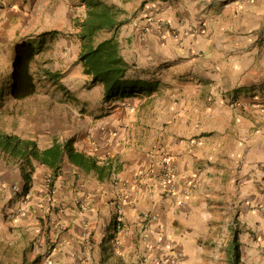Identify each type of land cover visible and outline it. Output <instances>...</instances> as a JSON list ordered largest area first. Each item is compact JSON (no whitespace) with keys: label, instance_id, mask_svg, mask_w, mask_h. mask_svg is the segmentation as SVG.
Listing matches in <instances>:
<instances>
[{"label":"crops","instance_id":"crops-1","mask_svg":"<svg viewBox=\"0 0 264 264\" xmlns=\"http://www.w3.org/2000/svg\"><path fill=\"white\" fill-rule=\"evenodd\" d=\"M99 1L113 23L91 45L114 38L153 94L106 103L95 85L89 116L45 109L37 125L8 99L0 130L40 152L70 140L97 167L0 156V264H186L234 237L243 264H264V0ZM86 15L83 0H0V60L57 31L75 61Z\"/></svg>","mask_w":264,"mask_h":264},{"label":"trees","instance_id":"trees-1","mask_svg":"<svg viewBox=\"0 0 264 264\" xmlns=\"http://www.w3.org/2000/svg\"><path fill=\"white\" fill-rule=\"evenodd\" d=\"M83 3L87 15L83 20L75 22L76 28L79 29L78 38L83 42L75 62L80 66L82 75L89 85L91 87L99 85L103 88L102 100L106 103L152 96L153 91L148 84L127 77L128 66L120 55L119 46L114 38L91 45L90 41L98 32L111 28L113 23L111 9L99 0H83ZM56 35L57 31H47L24 38L14 45L10 85L5 88L0 82L1 116L6 98L20 102L35 95L37 88L31 73V65L43 50L45 40ZM86 42L89 43L85 44ZM71 144L72 142L68 140L60 146L53 145L49 150L40 152L32 142L0 130V156L13 159L33 158L41 164L51 165L61 161L66 155L75 166L87 171L96 170V160L92 156L75 152ZM225 254L227 264H243L240 261L235 237L226 247Z\"/></svg>","mask_w":264,"mask_h":264},{"label":"rangeland","instance_id":"rangeland-1","mask_svg":"<svg viewBox=\"0 0 264 264\" xmlns=\"http://www.w3.org/2000/svg\"><path fill=\"white\" fill-rule=\"evenodd\" d=\"M59 49L57 37L45 40L43 50L31 65V73L35 80L37 91L34 96L24 102L15 103L17 105L16 108H11L12 113H18L21 117L26 115L27 124H39L41 122V119L38 118L39 114L45 109H47L49 115L58 114L61 117L65 116L66 119L70 113L83 115L86 110L80 107L88 99V96H91L93 100L99 99V90L92 88L93 86L89 85L81 72L77 73L69 68L72 65H76V60L72 61V57L62 56ZM11 66L9 58L0 60V82L5 88L10 85ZM8 103L9 100L6 98L4 104L7 105ZM4 109L2 108L1 112L9 111L7 108ZM63 109L67 111H63ZM85 116L89 115L85 114ZM0 121L1 126L9 123L8 119L4 120V116H1V114ZM12 123L13 125L15 124L14 121ZM208 239L212 240L207 237L205 240L208 241ZM214 244L215 242L208 250L205 249L203 252L194 253L195 259L186 264H227L225 252L222 250L218 251Z\"/></svg>","mask_w":264,"mask_h":264},{"label":"built area","instance_id":"built-area-1","mask_svg":"<svg viewBox=\"0 0 264 264\" xmlns=\"http://www.w3.org/2000/svg\"><path fill=\"white\" fill-rule=\"evenodd\" d=\"M166 178L167 179H171L173 177V174H174V169L172 167H169L167 168L166 170ZM11 192L16 195L18 193V189H17V186H12L11 187ZM124 201V200H123ZM117 215H118V219H117V223L115 225V228L117 231H121V232H127V227L123 224L122 222V212H121V209H120V206H117Z\"/></svg>","mask_w":264,"mask_h":264}]
</instances>
